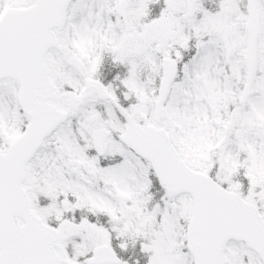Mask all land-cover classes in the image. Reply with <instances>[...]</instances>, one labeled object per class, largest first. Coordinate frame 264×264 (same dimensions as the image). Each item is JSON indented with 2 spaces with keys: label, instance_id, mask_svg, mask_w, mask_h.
I'll return each instance as SVG.
<instances>
[{
  "label": "snow or ice",
  "instance_id": "snow-or-ice-1",
  "mask_svg": "<svg viewBox=\"0 0 264 264\" xmlns=\"http://www.w3.org/2000/svg\"><path fill=\"white\" fill-rule=\"evenodd\" d=\"M0 264H264V0H0Z\"/></svg>",
  "mask_w": 264,
  "mask_h": 264
}]
</instances>
